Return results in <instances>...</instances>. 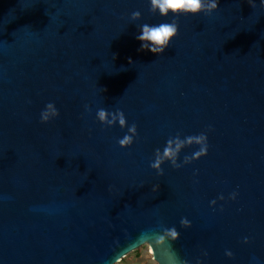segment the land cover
<instances>
[{"label": "water", "instance_id": "water-1", "mask_svg": "<svg viewBox=\"0 0 264 264\" xmlns=\"http://www.w3.org/2000/svg\"><path fill=\"white\" fill-rule=\"evenodd\" d=\"M254 3L161 17L150 0H0V264H116L145 240L156 264H264ZM173 19L163 53L140 50L142 25ZM48 103L58 115L42 123ZM102 109L125 127L101 123ZM200 134L205 155L165 157Z\"/></svg>", "mask_w": 264, "mask_h": 264}, {"label": "clouds", "instance_id": "clouds-1", "mask_svg": "<svg viewBox=\"0 0 264 264\" xmlns=\"http://www.w3.org/2000/svg\"><path fill=\"white\" fill-rule=\"evenodd\" d=\"M249 5L252 8H255L254 0H248ZM261 7H264V0H261ZM218 8V0H150V9L152 13H159L161 17H166L170 13L173 17L179 15H196L203 13L205 15L211 14L214 10ZM140 18V13L133 12L131 14L132 20H138ZM178 25L175 19L171 22H162L155 25L144 24L140 28L139 34L135 37L137 41L140 42V50L148 51L152 54H161L169 46L170 41L177 35ZM58 115L57 109L52 103H48L45 106V110L40 114V120L42 123H47L51 118H54ZM97 119L101 123H107L109 126L114 123L119 124L121 128H124L126 125V120L122 112L117 111L115 114L106 112L105 110H99L96 114ZM111 116V119H109ZM128 132L133 135L136 134V126L133 124L128 128ZM132 135H125L122 139L119 140V145L121 147L129 146L132 144ZM172 141L168 142V146L164 149L165 157L176 156L179 151L185 146H190L193 144L199 145V151L194 153L193 159L199 158L206 154L207 145H206V136L200 134L198 136H190L185 138L183 141L177 139L175 143V149L171 147ZM185 162H188V158H185ZM160 161L157 160L155 164L152 165L154 168L159 167ZM175 165V160H173ZM178 167V165H176ZM155 191V189H153ZM222 199V197H221ZM181 224L184 227H188L189 224L184 220L181 221ZM169 237L172 241L176 240L178 237V232L175 229L169 230ZM150 243L145 240L143 246H148ZM230 255V253H228ZM122 256V255H121ZM114 264V262H113Z\"/></svg>", "mask_w": 264, "mask_h": 264}, {"label": "rangeland", "instance_id": "rangeland-1", "mask_svg": "<svg viewBox=\"0 0 264 264\" xmlns=\"http://www.w3.org/2000/svg\"><path fill=\"white\" fill-rule=\"evenodd\" d=\"M116 264H156L151 256V250L147 246H142L138 250L130 253Z\"/></svg>", "mask_w": 264, "mask_h": 264}, {"label": "bare ground", "instance_id": "bare-ground-1", "mask_svg": "<svg viewBox=\"0 0 264 264\" xmlns=\"http://www.w3.org/2000/svg\"><path fill=\"white\" fill-rule=\"evenodd\" d=\"M152 254V253H151Z\"/></svg>", "mask_w": 264, "mask_h": 264}]
</instances>
